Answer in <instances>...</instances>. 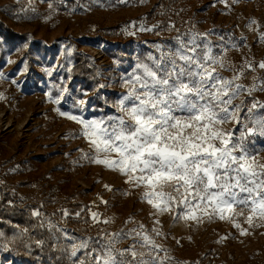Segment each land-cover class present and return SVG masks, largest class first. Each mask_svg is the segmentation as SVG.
Segmentation results:
<instances>
[{"label": "rangeland", "instance_id": "rangeland-1", "mask_svg": "<svg viewBox=\"0 0 264 264\" xmlns=\"http://www.w3.org/2000/svg\"><path fill=\"white\" fill-rule=\"evenodd\" d=\"M158 1L0 0V72L6 77L0 79V192L63 231L71 252L88 241L87 248L72 256L76 259L86 253L94 261L110 234L143 226L163 249L160 255L169 258L166 264H264V221L255 220L250 227L240 217L241 228L248 231L242 236L227 221L210 223L205 217L197 225L175 221L173 214H156L141 202L143 187L132 188L126 177L82 159L95 153L81 135V125L56 111H72L86 120L118 116L116 105L132 87L126 80L134 71L139 73L138 54L159 57L156 46L174 49L177 38L187 41L195 35L198 43L207 44L214 56L233 67L264 61V0H181L163 13L166 20L152 13ZM6 29L17 38L8 39ZM77 53L98 66L100 83L92 93L69 78ZM233 74L221 72L227 78ZM253 75L264 78V70L247 73L238 83L251 86ZM50 85L67 89L59 105L48 100L49 93L61 95L55 88L57 94L51 93ZM108 94L112 97L106 101ZM80 100L85 101L83 106L77 103ZM254 101L264 103V92H242L233 102L243 108L239 116L250 128L248 108ZM253 112L264 115V108ZM222 127L237 136L244 130L235 121ZM248 140L250 149H261L259 159L264 163V137ZM124 192L128 194L121 195ZM70 219L79 220L84 230L68 226ZM134 243L124 238L117 246L126 249ZM0 264L32 263L2 247Z\"/></svg>", "mask_w": 264, "mask_h": 264}, {"label": "snow or ice", "instance_id": "snow-or-ice-1", "mask_svg": "<svg viewBox=\"0 0 264 264\" xmlns=\"http://www.w3.org/2000/svg\"><path fill=\"white\" fill-rule=\"evenodd\" d=\"M141 30L152 29L141 26ZM176 44L174 49L165 50L157 45L159 57L150 55V64L140 63L139 73L129 74L126 82L132 87L116 105L118 116L86 120L82 114L59 108L56 111L81 125V135L95 153L84 154L82 159L126 177L125 183L132 188L143 187L141 202L149 204L156 214H173L175 221L197 225L205 217L210 223L227 221L239 229L240 235H248L238 222L240 217L250 227L255 220L264 221L261 149L248 147L249 136L264 137V115L253 112L264 108V103L254 101L248 108L247 120L253 125L250 128L239 116L243 108L233 102L242 92H264V78L257 75H253L251 86L238 83L247 78V73L264 70V61H245L238 68L226 65L207 44L198 43L195 35L187 41L177 38ZM223 71L234 74L227 78L221 75ZM0 79H6L3 72ZM53 88L61 95L53 97L49 93L48 100L59 105L67 89ZM77 103L83 106L85 101ZM233 121L243 124L244 130L238 136L222 127ZM92 218L97 220V214L92 213ZM153 231L161 235L158 229ZM124 238L135 243L121 249L117 245ZM87 247L88 241L75 245L72 256ZM161 251L141 226V230L110 234L89 264H166L169 258L161 256Z\"/></svg>", "mask_w": 264, "mask_h": 264}, {"label": "trees", "instance_id": "trees-1", "mask_svg": "<svg viewBox=\"0 0 264 264\" xmlns=\"http://www.w3.org/2000/svg\"><path fill=\"white\" fill-rule=\"evenodd\" d=\"M180 1L159 0L152 13L158 12L160 15L157 17L166 20L164 14ZM6 36L10 40L17 38V35L9 29H6ZM138 55L141 63H150L145 51H141ZM56 77L53 78L57 79ZM69 78L87 94L96 91L100 83L98 66L89 56L81 53L74 55ZM49 89L51 93L57 94L52 85ZM111 97L112 94H108L105 97L106 101ZM98 106L101 104L99 103ZM72 225L84 230L79 220L68 223V226ZM2 247H5L6 251L15 258L32 264H81V261L89 264L93 261L86 253L77 259L73 258L71 244L63 231L56 226L50 227L39 216H33L28 209L18 206L6 192H0V248Z\"/></svg>", "mask_w": 264, "mask_h": 264}]
</instances>
